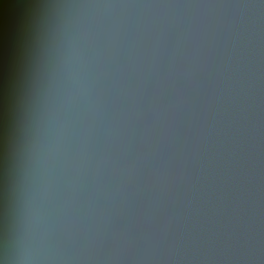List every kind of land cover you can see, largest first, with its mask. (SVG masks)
<instances>
[{
	"label": "water",
	"instance_id": "1",
	"mask_svg": "<svg viewBox=\"0 0 264 264\" xmlns=\"http://www.w3.org/2000/svg\"><path fill=\"white\" fill-rule=\"evenodd\" d=\"M2 264H264V0H0Z\"/></svg>",
	"mask_w": 264,
	"mask_h": 264
},
{
	"label": "clouds",
	"instance_id": "2",
	"mask_svg": "<svg viewBox=\"0 0 264 264\" xmlns=\"http://www.w3.org/2000/svg\"><path fill=\"white\" fill-rule=\"evenodd\" d=\"M0 264H2V262H0Z\"/></svg>",
	"mask_w": 264,
	"mask_h": 264
}]
</instances>
